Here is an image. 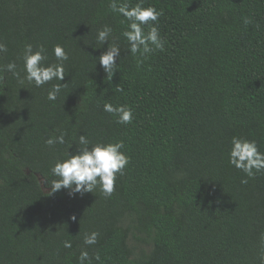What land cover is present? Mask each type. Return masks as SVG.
<instances>
[{
    "label": "trees",
    "instance_id": "trees-1",
    "mask_svg": "<svg viewBox=\"0 0 264 264\" xmlns=\"http://www.w3.org/2000/svg\"><path fill=\"white\" fill-rule=\"evenodd\" d=\"M109 4L0 0V67L15 61L23 77L29 43L45 46L46 64L56 44L69 55L65 79L40 88L0 72V264H79L82 250L91 264H261L264 172L243 184L228 160L233 136L264 151V0H144L163 11L165 41L146 58L128 51V22ZM105 25L121 49L111 81L99 63L108 42L96 40ZM104 103L130 107L133 121ZM61 131L65 144H45ZM81 134L124 142L130 161L110 197L49 195L50 168ZM92 231L98 242L85 245Z\"/></svg>",
    "mask_w": 264,
    "mask_h": 264
},
{
    "label": "clouds",
    "instance_id": "clouds-1",
    "mask_svg": "<svg viewBox=\"0 0 264 264\" xmlns=\"http://www.w3.org/2000/svg\"><path fill=\"white\" fill-rule=\"evenodd\" d=\"M109 7L112 12L118 13L127 21L126 28L121 35L127 40L128 51L135 57L137 53L142 58H146L156 50L163 51L165 41L160 35L157 23L163 15L162 10H157L155 6H144V0H138L135 6H132L131 0H110ZM124 21H122L123 23ZM147 27V30H146ZM113 29L105 25L97 31L96 40L101 45L108 42V48L99 56L100 66L107 73L111 81L114 72L117 70V57L120 56V46L116 43H109V37ZM7 47L0 42V52H6ZM56 63L45 62L48 60L47 49L43 44L34 47L29 43L24 46L22 60L24 76L17 70L15 61L0 67V72H10L16 79L24 84L26 80L34 83L40 88L53 80L63 81L65 79V61H68L69 55L65 47L56 44L53 49ZM138 64L143 63L142 59L137 60ZM65 83L52 84L47 92L49 101H56ZM117 92H122V86L115 87ZM103 111L113 114L119 124H130L133 119V110L125 105L114 106L112 103H104ZM66 132L61 131L59 135L49 137L45 144L53 146L56 144H65ZM231 148L229 151V164L242 171L246 178L241 183L247 184L248 178H254L257 173L264 172V151H261L255 140L233 136L231 139ZM78 151L73 154L67 152L64 157H58L50 168L51 175L56 179H51V192L49 195L61 190L69 189L70 195L80 193L83 195L88 192H95L99 187L100 192L110 197L116 189V181L119 175L124 174V170L129 164L130 158L126 152L122 151L124 142L103 141L93 143L84 134H81L76 142ZM76 219L75 216L72 217ZM99 232L92 231L84 236L85 245H95L98 242ZM64 248H71L72 242L65 240ZM95 260L100 261L99 253L95 255ZM261 264H264V251L260 255ZM79 264H91L87 250H82L78 257Z\"/></svg>",
    "mask_w": 264,
    "mask_h": 264
}]
</instances>
